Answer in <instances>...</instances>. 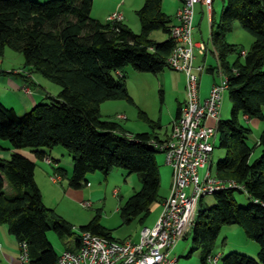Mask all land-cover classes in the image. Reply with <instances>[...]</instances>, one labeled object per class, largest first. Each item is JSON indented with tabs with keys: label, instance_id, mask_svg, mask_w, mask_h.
<instances>
[{
	"label": "trees",
	"instance_id": "16d2710c",
	"mask_svg": "<svg viewBox=\"0 0 264 264\" xmlns=\"http://www.w3.org/2000/svg\"><path fill=\"white\" fill-rule=\"evenodd\" d=\"M161 2L144 0L136 11L141 30L135 33L122 22L103 23L91 17L93 0H0V51L8 47L21 53L31 73L59 87L56 96H48L23 115L0 101V151L4 150L2 141L8 142L6 150L10 151L7 158L0 156V225L7 227L19 246L27 245L24 264H58L47 232L52 230L62 238L72 235L73 228L44 205L35 181L36 164L23 149L43 160L45 149L64 148L72 158L69 186L74 189L86 182L89 173L107 176L122 169L128 176L135 174L141 189L121 208L125 224L147 217L157 201L159 151L152 142L161 140L147 132L124 133L115 122L101 118L100 106L111 100L132 102L124 83L125 67L152 74L167 67L174 45L170 38L173 22ZM221 2L219 21L214 20V10L211 15V44L227 78L231 102L230 117L217 124L224 156L214 178L222 187L211 194L212 206L197 211L191 228L195 248L188 256L202 249L201 262L207 264L222 228L238 225L259 245L257 259L232 252L221 264H264V132L251 147V129L240 122L241 115L264 120V0ZM236 22L253 37L243 60L242 50L226 41ZM155 31L167 39H151ZM231 55L238 56L232 64ZM179 111L180 107L176 117ZM254 148L260 153L251 160ZM55 172L66 175L63 168ZM236 192L247 196L246 206L238 204ZM80 231L116 240L96 219Z\"/></svg>",
	"mask_w": 264,
	"mask_h": 264
},
{
	"label": "rangeland",
	"instance_id": "374dc122",
	"mask_svg": "<svg viewBox=\"0 0 264 264\" xmlns=\"http://www.w3.org/2000/svg\"><path fill=\"white\" fill-rule=\"evenodd\" d=\"M43 3L46 0H34ZM144 0H93L91 8V17L101 22L109 21V17L114 13L123 15L122 21L132 31L140 33V23L136 15V11L142 6ZM162 7L167 14H172L180 8V0H162ZM222 8L221 0H215L213 5L214 20L219 21ZM194 24H199L201 34L199 40L204 41L208 49L205 59V66L214 69L205 71L201 77V94L202 97L209 94L213 78L219 81V64L216 54L211 44V18L204 10L201 12V6L195 7ZM235 28L226 35V41L235 45L242 51H248L253 43V37L244 31L239 23L236 22ZM202 36V38H201ZM166 37L160 31L151 34V39L162 42ZM238 58L237 55H231L228 61L232 64ZM243 60V57H241ZM195 63H202V57L196 56ZM28 71L35 74V82L39 84L49 83L54 88H46V92L50 96H56L54 92L59 89L58 86L48 81L39 74L31 73L25 66L23 55L6 47L0 51V83L3 85L0 92H7L8 97L16 99L15 111L18 115L28 112L25 105L12 94V92H21L22 73ZM18 73V77L13 73ZM125 76L124 83L132 99V102L126 100L105 101L100 106V116L103 120L115 122L124 133H149L151 135L158 134L164 136L170 130L172 119L175 115L178 103L184 99L185 75L181 72L165 67L157 74L141 73L134 70L131 66L125 67L123 70ZM20 75V76H19ZM14 76V78H12ZM38 81V82H37ZM13 84H12V83ZM8 84V85H5ZM45 88V87H44ZM7 90V91H6ZM29 91V89H28ZM27 91V92H28ZM6 93V94H7ZM11 93V94H10ZM48 97V96H47ZM231 102L229 93L226 91L223 96L220 120L224 121L230 117ZM3 143H8L2 141ZM255 139L250 135L248 144L254 147ZM214 151L210 161L211 176L215 175L216 165L224 156V151L219 148V135L214 139ZM53 157L60 160L66 173L61 181L53 182V171L49 166H45L40 160L36 159L31 150L23 149L22 153L28 158L34 160L36 167V180L40 189L44 205L52 209L54 214L72 226V235L59 237L52 230L47 232V239L53 246L57 255L64 250L74 249L75 241L81 234L80 227L88 224L93 219L107 228L116 240H132L136 242L139 233L145 226H152L158 219L162 211V202L170 196L172 188V172L170 166L166 163L163 153L158 152L156 162L159 171L160 186L158 190V199L149 209V215L145 218L137 217L129 224H125L121 214V208L129 200V198L141 189V183L135 174L127 175L122 169H114L107 176L100 172L89 173L85 177V181L79 189L69 186V178L72 173L73 163L68 152L62 147H56ZM62 151L64 156H60ZM260 153L259 148H254L252 158H256ZM209 163L204 169L199 170V177L202 180ZM87 183L89 185H87ZM9 188H6L8 190ZM117 192L116 194L114 192ZM234 197L239 205L246 206L248 198L245 194L236 192ZM84 204L89 206L84 207ZM213 205V196L207 195L202 198V204L199 209ZM195 246L192 242L191 229L187 237L181 240L171 252V256L178 258V264H203L201 262L203 250L198 249L188 256L189 252ZM259 245L249 240L241 227L238 225H230L222 228L218 239L212 247V256L220 254L218 264L221 259L232 252H236L254 259H257ZM207 264H209L207 262Z\"/></svg>",
	"mask_w": 264,
	"mask_h": 264
},
{
	"label": "built area",
	"instance_id": "2783aa9c",
	"mask_svg": "<svg viewBox=\"0 0 264 264\" xmlns=\"http://www.w3.org/2000/svg\"><path fill=\"white\" fill-rule=\"evenodd\" d=\"M197 5L211 17L214 0H181L176 23L170 27L174 45L167 58V67L185 75V101L172 121L167 137L160 142H152L164 154L173 181L170 196L162 202L160 216L153 226L142 228L136 242L110 240L89 231L81 232L77 249L64 250L58 255V264H178V258L171 256V252L194 225L200 200L222 187V183L211 176L210 161L228 84L219 69V81L211 85L205 99H200L201 76L208 68L205 62L195 63L196 56L205 57L207 54L205 43L193 41ZM122 19L119 13L109 17L111 22ZM245 55L246 52L242 51L241 56ZM208 120L214 121V125H209ZM45 161L51 164L49 158ZM207 163L208 169L201 180L199 170L204 169ZM61 177L55 173L52 181L59 182ZM220 257V254L209 256L207 262L218 264ZM27 261V245L22 243L19 262L24 264Z\"/></svg>",
	"mask_w": 264,
	"mask_h": 264
},
{
	"label": "crops",
	"instance_id": "0c3cea01",
	"mask_svg": "<svg viewBox=\"0 0 264 264\" xmlns=\"http://www.w3.org/2000/svg\"><path fill=\"white\" fill-rule=\"evenodd\" d=\"M180 5H181V0H180ZM161 8H162L163 12L165 14H167V12H165L163 7H162V2H161ZM204 10L205 9L201 6L202 14L204 13ZM177 11L178 10L174 11L172 14H167L168 16L171 17V20H172L173 23H176V13H177ZM194 13H195V10H194ZM122 17H123V15H122ZM123 21H124V19H123ZM235 24L233 26V29L236 26ZM194 26H195V28L193 30V41L196 42V43L197 42H203L204 43L203 40L202 41L199 40V34H201L199 24H197V25L194 24ZM135 33H137V32H135ZM201 38H202V36H201ZM166 39H167V36L164 38V40H166ZM207 53H208V49H207ZM206 56H207V54H206ZM206 56L202 57V62H205ZM28 74H29L28 71L27 72L23 71L22 76H21L22 77V84H21L20 88H21V92L22 93L12 92V94L16 95V97L25 105V109H27L26 111L31 109L35 104L47 100V96H50V95H49V93L46 92V90H45L46 88H48V87L54 88L51 85H49V83H46V82L44 84L36 83L35 82L36 75L35 74H30V76H28ZM13 75L18 77V73L17 72L16 73L14 72ZM14 76L12 78H14ZM215 82H217V81H216V79L213 78L212 84L215 83ZM5 85H8V84H5ZM2 86L3 85L0 83V91L3 89ZM184 88H185V83L183 84V90H184ZM28 89H29V91H28ZM54 90H58L57 92H54V93H57V94L59 93V89H54ZM6 93L7 92H5V93L4 92L3 93L0 92V101L5 106L11 107V108H13L15 110V106H16V102L15 101H16V99L12 98V95H11V97H8L9 95H8V93L7 94ZM57 94H55V95H57ZM207 96H208V94H207ZM207 96L202 97V94H201V80H200V99L203 100ZM184 101H185V94H184V99L181 102L178 103L177 108L181 107V105L184 103ZM176 111H177V109H176ZM175 118H176V112H175V115H174L172 121ZM240 122L243 125H245V126H247V127H249L251 129V136L254 137V139L256 141L255 143H257L260 134L262 132H264V120L249 119L246 116L241 115ZM207 123L209 125H214V121H212V120H208ZM170 128H171V126H170ZM169 132H170V130L167 131L163 137L159 136L158 134H154L152 136L153 137H158L160 140H163V139H165L167 137ZM130 134H132V133H130ZM1 145L4 147L3 148L4 150L0 151V156L4 157V158H7L9 156V154H10V151L6 150L8 145L6 143H2ZM54 149H52V150H46L45 149V151L47 153L45 155V158H49L51 160V164H48L45 161V159L40 160V161L45 166L48 165L49 168H50V171H53V173L55 174L56 173L55 169L63 167V164H62V162L60 160H57V159H55L53 157V153H54L53 150ZM56 152L60 153V156H64V154H62V151H56ZM35 164H36V162H35ZM36 167H37V164H36ZM66 175H69V172L66 173ZM35 181H36V184L38 186V182L36 180V168H35ZM154 223H153V225H154ZM145 227H151V226H145ZM76 249H77V246H75L74 249H70V250H76ZM0 263L1 264H20V262H19V245L16 242V240L13 238V236L10 235V233L8 232V229H7V227L5 225H0Z\"/></svg>",
	"mask_w": 264,
	"mask_h": 264
}]
</instances>
